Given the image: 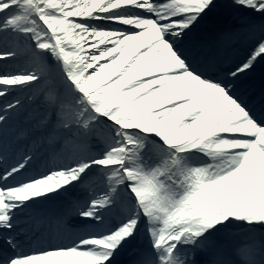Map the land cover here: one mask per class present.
<instances>
[{
  "label": "snow or ice",
  "instance_id": "6c2138e0",
  "mask_svg": "<svg viewBox=\"0 0 264 264\" xmlns=\"http://www.w3.org/2000/svg\"><path fill=\"white\" fill-rule=\"evenodd\" d=\"M0 264H264V0H0Z\"/></svg>",
  "mask_w": 264,
  "mask_h": 264
}]
</instances>
